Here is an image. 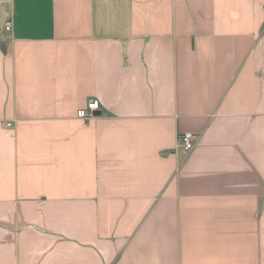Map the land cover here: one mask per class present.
Masks as SVG:
<instances>
[{"label": "crops", "instance_id": "0c3cea01", "mask_svg": "<svg viewBox=\"0 0 264 264\" xmlns=\"http://www.w3.org/2000/svg\"><path fill=\"white\" fill-rule=\"evenodd\" d=\"M0 264H264V0H0Z\"/></svg>", "mask_w": 264, "mask_h": 264}, {"label": "built area", "instance_id": "2783aa9c", "mask_svg": "<svg viewBox=\"0 0 264 264\" xmlns=\"http://www.w3.org/2000/svg\"><path fill=\"white\" fill-rule=\"evenodd\" d=\"M12 21L7 20L4 25V32L8 37L12 36ZM100 101L98 99H93L88 102L87 106L81 108L77 115L80 118L90 119L95 116V112L100 108ZM7 126H11V123H8ZM198 141V135L191 131L182 132L179 134L178 143L179 146L185 151L190 152L194 149Z\"/></svg>", "mask_w": 264, "mask_h": 264}]
</instances>
